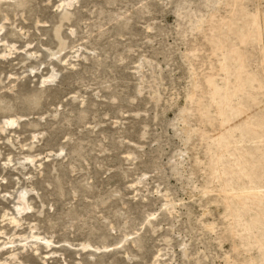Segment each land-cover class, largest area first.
<instances>
[{"label":"rangeland","instance_id":"374dc122","mask_svg":"<svg viewBox=\"0 0 264 264\" xmlns=\"http://www.w3.org/2000/svg\"><path fill=\"white\" fill-rule=\"evenodd\" d=\"M259 9L264 0L1 2L0 264H264V194L233 196L264 193V129L250 133L235 113L264 117V56L229 34L255 80L228 100L237 63L225 73L231 51L211 44ZM207 77L217 103L195 85Z\"/></svg>","mask_w":264,"mask_h":264},{"label":"bare ground","instance_id":"6f19581e","mask_svg":"<svg viewBox=\"0 0 264 264\" xmlns=\"http://www.w3.org/2000/svg\"><path fill=\"white\" fill-rule=\"evenodd\" d=\"M3 1L7 0H0V3ZM73 0H68V6L71 5ZM67 19V17H65ZM245 25L242 27H239L237 25H234L233 23L227 28V31L223 29L222 31L218 33L217 40L218 41H212L211 44L219 50H223L224 52L228 53L229 49L231 51L230 55L224 56L223 63L221 65L222 70L229 74L234 68L232 66V61H234V65L237 63V81H235V87L233 92L231 93L230 89H226L227 92V99H232L233 97H237L238 93L245 92L246 90L250 89L253 87V82L255 80V77H244V73L242 72L244 70V66L247 62V55L244 53L242 54L241 52L234 50V46L230 44L229 41V34H236L241 41L242 44H247V43H255L259 46V49L262 50L263 56H264V13L259 9L257 11V14L255 17L249 21L248 19H245ZM199 27H201V23H199ZM58 32V31H57ZM59 34V33H58ZM60 36H58L59 38ZM260 74L264 77V66L262 70L260 71ZM56 75L54 73V70H50L49 75L44 81L42 82L43 84L47 82H52L54 79H56ZM195 85L196 86H203L205 85V88L203 91L207 92L213 97V100L215 103H217V95L221 91V88L218 85L217 80L214 77H207L204 79L203 83L200 79L195 80ZM229 86V84H227ZM263 87H264V82H263ZM202 101L199 100L200 108H199V115L202 119L205 117H209V112H208V107L203 106L201 103ZM224 106L227 107L226 103H224ZM210 107V106H209ZM221 115L224 116V112L221 110ZM235 113L245 121H247L248 124V130L252 134H257L259 133L260 130L264 129V117H253V114L249 111L246 110L242 106V104H239L237 108L235 109ZM13 121H6L3 124V127L6 128V126H11L13 125ZM4 128V129H5ZM228 130H234V125L233 123H229L228 125ZM225 141L222 140L220 136H216L214 138V143L216 146L221 148L222 151L224 152H229L227 150V143L226 139L223 138ZM244 154L249 153L245 149H241ZM259 154L264 155V150L262 148L259 149ZM236 158V154H232L231 159ZM243 159V158H242ZM231 176L236 177V173L234 171H230ZM26 192L21 191L17 195L18 202L20 203L19 208L16 211V215H22V212H25L28 209V205L26 202V197H25ZM28 194V193H27ZM261 194H264L258 187H250V188H234V194L233 196H238L240 201H249L252 196H259Z\"/></svg>","mask_w":264,"mask_h":264}]
</instances>
